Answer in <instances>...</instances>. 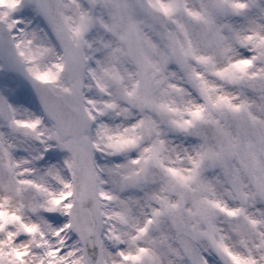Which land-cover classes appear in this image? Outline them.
I'll use <instances>...</instances> for the list:
<instances>
[{"label": "snow or ice", "instance_id": "1", "mask_svg": "<svg viewBox=\"0 0 264 264\" xmlns=\"http://www.w3.org/2000/svg\"><path fill=\"white\" fill-rule=\"evenodd\" d=\"M0 264H264V0H0Z\"/></svg>", "mask_w": 264, "mask_h": 264}]
</instances>
